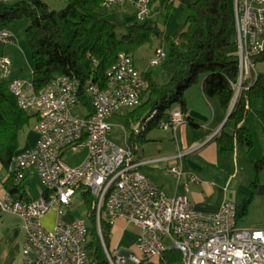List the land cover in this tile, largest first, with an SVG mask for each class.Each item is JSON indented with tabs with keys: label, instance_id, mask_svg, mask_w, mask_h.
<instances>
[{
	"label": "built area",
	"instance_id": "built-area-1",
	"mask_svg": "<svg viewBox=\"0 0 264 264\" xmlns=\"http://www.w3.org/2000/svg\"><path fill=\"white\" fill-rule=\"evenodd\" d=\"M121 5L133 8L135 22H145L150 17L149 0L102 3L103 8ZM232 5L237 95L243 80L256 78L253 57L264 52V0H232ZM13 38L7 31L0 32L4 44L13 43ZM165 57L164 50L157 48L149 66L161 65ZM131 58L129 53H119L105 73L103 85L87 87L91 112L82 117L70 115L80 101L79 84L69 75L52 79L38 92L32 89L31 81L14 79L7 84L16 104L35 114L32 130L37 140L33 148L12 156L4 181L17 185L31 170L43 189L39 197L23 201L15 200L0 184V215H16L22 223V263L94 264L85 247L87 222L84 218L64 219L75 191L81 189L95 199L92 207L99 235L101 210L110 226L123 221L138 230L134 248L125 255H111L105 249L109 264H144L169 249L179 253L182 264H264V231L237 228L236 205L226 202L215 213L196 212L186 185L185 193L167 196L141 174L138 168L144 163L134 159L135 146L128 144L124 129L122 146L108 140V119L121 109L137 108L147 87ZM11 63L0 55V80L11 74ZM150 118L134 128V137L145 130ZM186 122L184 113L173 110L156 127L175 132ZM80 150H85V157L77 166L72 168L64 162V154ZM170 172L178 179L182 175L180 167H173ZM189 177L192 182L198 181L195 176ZM53 210L56 218L48 228L40 221Z\"/></svg>",
	"mask_w": 264,
	"mask_h": 264
},
{
	"label": "trees",
	"instance_id": "trees-1",
	"mask_svg": "<svg viewBox=\"0 0 264 264\" xmlns=\"http://www.w3.org/2000/svg\"><path fill=\"white\" fill-rule=\"evenodd\" d=\"M104 0H67L66 6L58 11L49 9L42 0H19L11 5L0 0V24L19 19H28L25 36L29 45L32 63L31 83L35 92L43 89L52 79L69 75L79 84L80 105L91 112L87 87L103 85L106 72L119 53L132 54L152 38L166 42L165 60L162 71L169 76L166 84L158 85L148 72H141L147 87L141 94L140 105L129 111L124 126L130 128L128 144L141 142L143 134L160 121L166 120L173 110L186 114L184 93L192 85L201 84L207 98H217L220 106L229 113L236 94L238 64L235 46V31L232 0H178L187 11L185 22L175 39L164 36L152 22H127L126 31L119 36L115 25L100 13ZM173 0H166L165 10L171 9ZM236 47V46H235ZM254 64L264 62V52L254 55ZM248 87L247 89H244ZM0 81V166L7 169L12 156L19 152L20 133L30 119L35 117L16 104V98ZM264 102V74H257L251 85L244 82L237 94L228 120L234 124L235 132H221L216 139L222 153L233 150L235 142L247 152L252 147L250 132L239 126L253 98ZM151 117V118H150ZM150 118L138 137L132 135L136 127ZM256 180L251 183V195L257 191L260 173H264V156L253 163ZM15 200L27 198L21 183H3ZM87 209L88 239L86 249L94 264H109L105 249L111 226L100 215V235L93 208L94 198L88 191L81 193ZM32 199H25L30 201ZM248 201L237 207V222L246 214ZM101 236V239H100ZM103 242V246H102ZM110 254V253H109ZM178 252L166 251L156 261L146 264H171L180 260Z\"/></svg>",
	"mask_w": 264,
	"mask_h": 264
},
{
	"label": "crops",
	"instance_id": "crops-1",
	"mask_svg": "<svg viewBox=\"0 0 264 264\" xmlns=\"http://www.w3.org/2000/svg\"><path fill=\"white\" fill-rule=\"evenodd\" d=\"M177 3L178 0L172 1L174 6ZM165 5L166 0H149L150 17L147 18V21L153 23L157 16L164 15L163 18H167L165 21L166 26L170 17H165L169 11L165 10ZM173 5H171V8ZM126 6L131 8L130 14L132 16L133 8L130 5ZM157 25L158 22H156ZM2 55L12 61V72L5 78L8 81L6 85L14 79L21 80L16 77V64H14L13 58L8 54ZM183 97H185L187 107L185 114L187 122L177 128L175 132L157 127L147 130L141 137V142L132 141L133 145H136L133 151L134 159L138 163L146 162V164H141L138 170L167 196L185 193L186 185L188 199L196 212L215 213L224 203H233L231 201L239 193L247 191L245 194L248 195V189L244 188L240 182H236V179L242 178V181H247L252 175L250 173H252L253 163L264 155L261 156L260 150L254 149V147H252V151L245 152L242 148H238L236 142L233 150L222 153L216 140L219 137L218 135L224 132L231 136L235 132L234 124L228 120V113L221 109L222 107L217 98L204 96L200 83L190 86ZM254 104L255 101L253 100L239 126L247 129L253 138L258 134L264 144V112L262 109L258 111L253 108ZM128 110L126 108L121 109L111 116L108 122L110 123L111 119L121 116L125 123L126 116L129 113ZM110 125L112 128L111 123ZM129 138L130 133L127 135V142L131 140ZM36 140L37 135L33 131L32 139L30 138L24 142L25 145L20 147L19 151L33 148ZM121 140L123 145L124 140L122 137ZM173 167L181 168L182 175L179 179L170 172ZM5 174L6 169L0 166V182L4 181ZM189 176L197 177L198 181H190ZM38 181V177L33 171H26L24 179L20 182L23 192L27 194V198H23V201L25 199H35L43 192ZM30 188L36 193L34 196H29ZM55 218L56 212L53 210L43 217L40 222L50 228ZM73 218L70 215L64 217L66 221ZM20 222V218L16 215L10 213L0 215V264H23L21 249L24 241V231ZM128 226L130 225L123 221H117L111 226L109 233L117 236L121 233V229ZM137 231L136 228L134 238L129 242L127 249H121L118 253L113 250V255H125L126 251L132 250ZM167 251H170V249ZM156 260L157 258L152 261Z\"/></svg>",
	"mask_w": 264,
	"mask_h": 264
},
{
	"label": "rangeland",
	"instance_id": "rangeland-1",
	"mask_svg": "<svg viewBox=\"0 0 264 264\" xmlns=\"http://www.w3.org/2000/svg\"><path fill=\"white\" fill-rule=\"evenodd\" d=\"M6 4L11 5L19 0H4ZM49 9H54L55 11L61 10L66 6L67 0H42ZM152 5V4H151ZM100 13L104 15V18L115 25L116 33L121 36L126 31V23L132 22L134 20V16H131V8L129 6L123 5L120 7H113V8H101ZM128 15V16H127ZM170 17L167 25L165 26V21L167 18H163L164 15H161L160 17L157 16V19L153 20V23L156 25V22H158V28L163 32V34H166L164 36L169 37L170 39H175L179 32L181 31V28L185 22L187 11L184 9L182 4L178 2L175 6L168 11V15L165 17ZM129 20V21H128ZM29 26V20L28 19H19L11 23H1L0 24V32L7 31L13 38L14 42L10 44H4L0 40V55L5 54L9 55L14 60V64H16L15 71L17 72V78L25 81H31V71H32V61L30 58V48L25 36V30ZM168 29V32H167ZM167 45L166 42L161 41L159 38H152L150 44H146L145 46L140 47L139 49L135 50L132 55V60L134 62V65L136 69L139 72H148L151 74L152 78L155 80V82L158 85H163L168 83L169 76L166 74V72L162 71L161 66H149V59L150 57H153L154 51L161 47L164 52L167 51ZM237 48L231 47L228 49V51H231L232 53L237 51ZM13 51V52H11ZM255 71L257 74L263 75L264 74V62H257L255 64ZM257 77V76H256ZM256 79V78H255ZM255 79L252 80H243L242 83L247 82L249 85L252 84V82L255 81ZM2 82L6 84L8 81L3 79ZM242 85V84H241ZM236 96V95H235ZM255 101L254 107L258 111L264 112V102L261 98H253ZM252 100V101H253ZM260 106V107H259ZM128 111L131 110V108ZM87 110L83 108V106L78 105L71 109V114L73 116H79L82 117L85 115ZM32 113H30L31 115ZM112 128L110 133L108 134V140H112V142L118 146H122V140H121V129H124V132L128 135L130 133V128L128 126H124V120L121 116H117L116 118L111 119ZM35 124V117L30 119L28 126L23 129V131L20 133L19 138V147H22L25 145L24 142L28 141L30 138L32 139V133H33V126ZM132 129L136 128L135 125H130ZM121 128V129H120ZM250 134V133H249ZM31 135V136H30ZM252 137V135H251ZM255 140V142H254ZM262 139L259 138L258 134L255 135V137H252V147L254 149L260 150L261 156L264 155V144L261 141ZM136 146V145H135ZM238 148H242L240 145H238ZM252 147H250V150L252 151ZM242 150L245 151V148H242ZM246 152V151H245ZM249 152V150L247 151ZM85 151H77V152H69L64 154V162L67 163L69 166L73 168V166H77L84 158ZM252 174L251 177L245 181H242V178H237L236 182H240L244 188L246 187L248 189V195L246 196L245 193H239L237 197L231 201L236 206H241L244 201H248L247 204V210L246 214L241 217V219L238 220L237 228L239 229H247V230H263L264 231V173H260L258 176L257 181V191L255 194L251 195L252 188L251 183L256 180V176L254 174V169L252 165ZM259 191V192H258ZM82 190H76L74 193L73 198L71 199V207H69L68 215L75 218H84L87 222V209L82 199ZM36 193L33 192V189H29V196H34ZM102 215V219H103ZM45 226V225H44ZM121 233L119 235H113L109 234V237L106 240L107 246H108V253L113 255L114 252H119L121 249H127L129 242L132 238H134L136 228L134 226H128L125 229H121ZM152 262V261H151ZM126 264H132L130 261H127ZM146 264V263H144ZM171 264H182L181 261H178L176 263Z\"/></svg>",
	"mask_w": 264,
	"mask_h": 264
},
{
	"label": "water",
	"instance_id": "water-1",
	"mask_svg": "<svg viewBox=\"0 0 264 264\" xmlns=\"http://www.w3.org/2000/svg\"><path fill=\"white\" fill-rule=\"evenodd\" d=\"M235 95H236V94H235ZM236 98H237V95L235 96V98H234V100H233V103H232L231 107L229 108L230 111H231L232 107L234 106V103H235V101H236ZM230 111H229V113H230ZM229 113H228V115H229Z\"/></svg>",
	"mask_w": 264,
	"mask_h": 264
},
{
	"label": "bare ground",
	"instance_id": "bare-ground-1",
	"mask_svg": "<svg viewBox=\"0 0 264 264\" xmlns=\"http://www.w3.org/2000/svg\"><path fill=\"white\" fill-rule=\"evenodd\" d=\"M236 91H237V89H236ZM239 91H240V90H239ZM239 91H238V92H239ZM80 151H81V150H80ZM84 157H85V156H84ZM141 163H144V164H146V162H141ZM5 182H6V181H2V182H0V184H2V185L4 186V184H3V183H5ZM7 182H8V181H7ZM7 182H6V183H7Z\"/></svg>",
	"mask_w": 264,
	"mask_h": 264
}]
</instances>
